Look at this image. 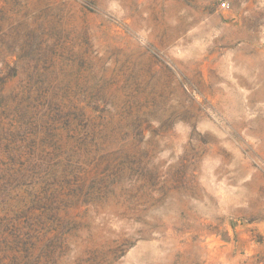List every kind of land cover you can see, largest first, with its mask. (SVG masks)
<instances>
[{
	"label": "rangeland",
	"instance_id": "obj_1",
	"mask_svg": "<svg viewBox=\"0 0 264 264\" xmlns=\"http://www.w3.org/2000/svg\"><path fill=\"white\" fill-rule=\"evenodd\" d=\"M0 264H264V0H0Z\"/></svg>",
	"mask_w": 264,
	"mask_h": 264
},
{
	"label": "built area",
	"instance_id": "obj_2",
	"mask_svg": "<svg viewBox=\"0 0 264 264\" xmlns=\"http://www.w3.org/2000/svg\"><path fill=\"white\" fill-rule=\"evenodd\" d=\"M221 6H222V7H225V3H222Z\"/></svg>",
	"mask_w": 264,
	"mask_h": 264
}]
</instances>
